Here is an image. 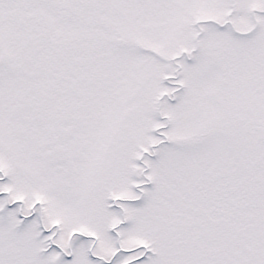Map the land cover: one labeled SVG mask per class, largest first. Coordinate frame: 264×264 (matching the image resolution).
I'll return each mask as SVG.
<instances>
[{"label":"snow or ice","instance_id":"6c2138e0","mask_svg":"<svg viewBox=\"0 0 264 264\" xmlns=\"http://www.w3.org/2000/svg\"><path fill=\"white\" fill-rule=\"evenodd\" d=\"M0 264H264V0H0Z\"/></svg>","mask_w":264,"mask_h":264}]
</instances>
